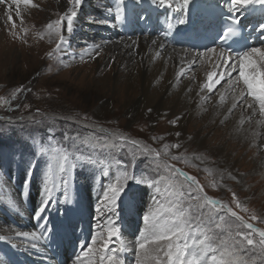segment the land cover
Instances as JSON below:
<instances>
[{"label": "rangeland", "instance_id": "374dc122", "mask_svg": "<svg viewBox=\"0 0 264 264\" xmlns=\"http://www.w3.org/2000/svg\"><path fill=\"white\" fill-rule=\"evenodd\" d=\"M47 1V7L40 6L38 0L33 1L32 5H27L31 6V11L37 15H31L30 20L29 11L26 13H29L27 16L25 14L20 17V15L17 16L16 8V14L11 15L12 22H9L5 16L0 23V198L2 193L8 189L6 185L12 187L14 184H19V192L23 186L25 189L23 188L22 194L27 196L36 182L40 191L46 181L50 188L55 180L54 164L58 163L59 156L66 153L70 158L68 162L76 171L77 177L88 169L87 165L92 164L100 166L98 170H96L98 167L95 168L101 177L98 179L99 184L102 183V178L107 184L112 183L116 176L124 172L133 175L141 183L130 181L122 196L128 199L127 205L131 202L134 204L139 198L138 210H134L131 214L138 219L141 217L143 219L151 211L146 207L149 197L154 194L153 198H159L156 193L157 187L163 190L169 184L170 178L174 182L183 181V177L172 175V172L165 167L168 165L171 169H180L188 176L195 178L203 189V195L220 201L221 205H227L245 221L253 224L257 229L264 230V181L257 185L256 180L245 181L243 179L254 174L251 173L253 172L251 167H247L244 161L249 154L245 153L240 157L235 150L234 158L238 160L237 168L241 178L227 171H223L222 175L212 167L213 157H209L210 155L203 151H198L193 145H188L187 141L183 142L182 146L179 145L177 149H173L166 142L168 129L162 128L161 124L165 120L162 119L163 117L158 118L153 125H146L144 118L132 123L127 122L123 115L124 110L114 107L112 97L116 93L104 95V92H99L93 86L87 85L90 76L96 74L97 77L101 76L109 70L112 64L108 60L112 55L106 52L109 45L107 40L100 41L98 54L89 53L92 51L89 48L90 45L98 37L93 34L95 31L100 33L103 27H91L90 23L89 25L84 23L90 21V17L91 21L93 20L92 17L101 5H97L95 0L87 2L80 21V25H84L82 31L75 37L74 43L77 41L78 44L74 51V45L63 50V43L62 47L57 49L59 37L48 28L50 23L63 18L61 29L63 34L68 12L75 6L74 3L67 0L69 3L67 10L62 11L58 8L60 11H57L55 0ZM22 5L26 6L24 4L19 6ZM106 38L112 37L108 34ZM63 42H66V39ZM77 51L82 52L78 54ZM103 101H109L111 107L109 112L100 118L95 112ZM88 123L94 126V130L88 128ZM189 126L187 131L191 133ZM200 134L211 136L203 128ZM93 138L101 145L88 143L89 139L93 142ZM133 141L135 143H132ZM225 142L228 141H222L224 144ZM106 143L115 145V150H111ZM165 145L169 147L166 149ZM258 152L259 157L258 155L256 157L262 160L264 150L259 148ZM173 156L180 157V159L173 160L171 158ZM41 162L45 163L44 167ZM40 170L49 172V175L40 173ZM105 172H107L106 176ZM62 180L67 181L66 184L61 181V191H65L69 182L68 179ZM78 183L82 186L80 179ZM30 184L31 186L26 189ZM138 190L142 193L147 190L149 195L146 194V199L140 197V194H137ZM96 191L91 188L90 195L92 193L95 195ZM80 192L85 198L88 195L87 191ZM233 193L242 205L249 209L248 212L236 208L232 198ZM7 194L11 197L10 202L16 203L19 197L14 192L8 191ZM31 197L32 203L36 204L34 207L38 208L42 197L35 194ZM33 197L38 198L39 201L37 202ZM62 200L61 196L60 201ZM2 202L4 201L0 199L2 207L7 211L8 205ZM88 203L93 204L92 201ZM95 205H97L96 202ZM50 206H53V203L48 204L47 213ZM210 207L205 204V208L200 211L206 213ZM253 211L258 217L256 220L251 219ZM190 212L192 215L196 214L195 210L190 209ZM0 214L8 219L11 218L8 214ZM212 214L214 220L211 221V230L209 231V225L206 223L202 225V231L195 233L194 236L196 241L204 239L205 235L212 237L205 241L214 250L205 257L208 264H264V253H261L259 248L248 246L245 242L244 249L240 250L238 245L234 248L228 239L227 226L232 225L234 235L236 225L240 223L235 217L223 208L219 211L213 209ZM221 217L224 219L221 220ZM57 220H59V215H57ZM4 223L0 222L2 230L9 226L8 223L7 225ZM216 223H221L224 227L217 228ZM143 228L144 226L141 231ZM239 230L250 232L246 228ZM253 235L258 243L259 235ZM1 236H5L7 240L11 239L8 238L11 236ZM236 239L240 238L236 237ZM12 240L16 242L14 237ZM102 243L103 241L99 246L93 245L91 240L92 246L89 244L88 247L94 249L93 257H98L95 250L101 248ZM134 244L137 247V243L134 242ZM212 255L217 257L216 261H212ZM134 256L132 257L135 258ZM0 259L5 260L1 255Z\"/></svg>", "mask_w": 264, "mask_h": 264}, {"label": "bare ground", "instance_id": "6f19581e", "mask_svg": "<svg viewBox=\"0 0 264 264\" xmlns=\"http://www.w3.org/2000/svg\"><path fill=\"white\" fill-rule=\"evenodd\" d=\"M33 1L36 2V0ZM33 1L32 3H34ZM38 1H40L38 3L40 6L47 7V0ZM88 1L83 0L80 7L74 6L68 12L70 15L71 11L75 10L77 16L73 19L72 32L68 33L64 29L65 43L70 46L74 45L73 50L76 51L75 47L78 42L74 43L75 37L82 31L84 24L90 23L91 27H103L100 33L95 31L93 34V36H98L97 38L100 40H96L97 38L93 40L94 42L89 47L92 51L89 53L98 54L100 41L107 40L109 45L106 52L112 55V57L109 55L110 58L108 59L112 64H110L109 70L101 76L97 77V74L90 76L87 85L89 87L93 86L99 92H104V95L112 94V92L116 93L112 97L114 107L124 110V118L129 123L144 118L146 125H153L158 118L163 117L162 119L165 120L161 124L162 128L168 129L166 142L172 147V145L177 144L182 146L183 142L187 141L188 145H193L198 151H203L205 154L210 155L209 157H213L214 160L211 161V165L220 174L227 171L237 178L240 177L237 168L238 160L234 158V153L236 150L240 157L248 153L249 156L245 157L244 161L247 167H251L253 171L251 173L254 174L243 179L245 181L256 180L257 185L264 181V156L262 160L258 158L259 148L262 151L264 150V123H260L264 117L260 116L258 103L255 105V113H253L252 108H248L240 101H236L237 107L233 109L234 93L231 88L227 87L228 77L222 80L212 92L203 88V85L207 83L208 72H220L223 69L219 67L212 68L215 54L206 63L201 64L199 62L200 56L197 53L206 50V48L193 50L187 45V41L190 39L188 31L190 26H188V23H197L196 33L205 24L206 16L202 10V5L209 1H216V3H221L228 9L229 0H191L187 7H185L183 0H166L164 5H161L159 0H123L121 7L124 10V15L120 22L115 19L119 0H95L94 2L97 5H101L99 10L95 12L92 21L90 17V21L80 25L81 15ZM55 2L57 11H66L69 6L67 0H55ZM195 4H198V8L195 7ZM17 7H20V17L28 11L30 14L28 13L29 15L26 14V16L28 15L29 20L32 19L31 15L37 16L35 12L31 11V6H15L12 0H5L4 3H0V23L5 16L8 19L9 14H16ZM186 9L188 12H185ZM181 19L185 20L182 24L179 23ZM164 22L168 23L169 27L173 29L174 37L163 29ZM140 24H142L141 28L144 33L141 36L137 35L136 32L128 35L122 29L126 25L133 29L139 27ZM65 28L67 29V24ZM151 28H155L153 35L149 33ZM91 31H94V29H91ZM108 34L112 38H106ZM172 39L180 43L175 44ZM89 44L87 45L89 46ZM63 48L66 49L65 45H63ZM256 48L264 49V46L261 42H258ZM81 52L77 51L78 54ZM227 55L229 54L226 53ZM190 61L191 63H189ZM178 72L180 73L179 77L177 76ZM235 75L236 73H232L233 77ZM239 87H242V84ZM218 93H223L225 97L223 102L220 100ZM248 99L251 98L248 97ZM110 107L109 101H103L95 112L96 116L103 118L109 112ZM173 121H176V123L173 124ZM88 126L90 130H94V126H90V123H88ZM188 126L191 133L187 131ZM202 128L211 136L201 135ZM93 140L92 142L89 139L88 143L101 145L96 142V139L93 138ZM222 141L228 142L224 144ZM106 144L111 150H115V145L113 146L112 143ZM177 148L173 147V149ZM257 155L258 157H256ZM68 165L66 173H60L57 166L59 181L50 187L52 189L50 203H53V206H50L48 213L47 206L39 219L37 218V211L46 198L45 185H42L40 191L36 182L32 186L29 196L22 194V191L24 192L23 186H21L19 192V184L11 188L6 185L8 189L5 193H2L0 199L10 204L11 197L7 194L8 191L14 192L19 198L16 203L10 204V211L7 212L11 216L10 219L0 214V222L9 225L5 230L0 228V236H11L8 237L11 238L10 240H7L5 236H3L5 237L4 240H0V255L5 259H0V264H53V261L47 255V251H45L42 238L33 240L31 236H17L16 233H36L39 237L45 222L50 228L53 223L64 220L63 226H75L79 230H87L91 240L94 236L97 237L98 246L103 239L107 238L105 225H108L111 221L112 225L119 228L120 232L119 238H113L109 242V248L115 251L117 258L121 259L124 264H135V258L132 257L134 251H136L134 242L136 243L137 239L140 238L139 233L143 227V219L141 215V218H136L131 212L138 210L137 202L139 198L134 204L130 201L131 204L127 205L128 199L121 196L117 205L113 207L103 199L108 184L103 178L102 183L99 184L98 179L101 177L96 172L100 168L99 165H87V171L85 170L78 175L82 186H79L76 171L71 168L69 162ZM95 168L97 169L95 170ZM260 172L261 174H259ZM62 179H68L69 182L67 190L64 192H61ZM91 188L97 190L95 195L92 192L90 195ZM80 191H87L86 198ZM151 192L154 193L152 190ZM138 193L140 197L145 199L146 194L149 195L147 190L144 193L138 190ZM32 194L42 197L38 208L34 207L36 204L32 203ZM61 196L63 199L69 198L70 208L68 211L58 207ZM152 196L154 194L149 197L146 204L149 211L155 210V202L158 199ZM33 198L37 202L39 201L38 198ZM91 201L93 204L88 203ZM95 202L97 205H95ZM93 207L95 210H93ZM57 215H59V220H57ZM39 224L41 226L36 227ZM13 237L20 244L13 242ZM121 241H123L125 249L123 252L119 251ZM3 247L8 248V254L4 252ZM82 254L79 257L84 260V264H87V260L83 258ZM107 254L111 255L112 252ZM93 259L98 261L99 257H93ZM76 260L77 258L74 263L72 261L69 264H76Z\"/></svg>", "mask_w": 264, "mask_h": 264}, {"label": "snow or ice", "instance_id": "6c2138e0", "mask_svg": "<svg viewBox=\"0 0 264 264\" xmlns=\"http://www.w3.org/2000/svg\"><path fill=\"white\" fill-rule=\"evenodd\" d=\"M5 0H0V3H4ZM191 0H183L185 7L189 5ZM12 3L19 6L32 5V0H12ZM70 3H74L75 7H80L83 0H70ZM161 5L166 3V0H159ZM123 0H119L117 5L115 19L117 22L122 21L124 10L121 7ZM250 5H264V0H229L228 11L232 14L229 17L230 26L225 30L224 36L229 37L235 34V26L239 24L238 13L247 8ZM34 6V5H33ZM19 7H17V16H19ZM77 16L75 10L71 11L67 16V29L68 33L73 30V19ZM9 22H12L13 18L8 15ZM62 21L56 20L48 25L49 29H52L54 34L59 37L61 43L64 41L62 34ZM185 20L181 19L179 23H184ZM261 29H264V25H261ZM155 43V41H154ZM60 44H57V49L60 48ZM200 56V63L204 64L215 54V61L212 63V68L223 69L220 72L210 71L207 73V83L203 85L209 92H212L217 85L221 83L226 77H228L227 87L231 88L233 95L232 108L237 107L236 101H240L248 108H252L255 113V105H259V113L261 117H264V49L251 48L246 52L233 56L231 54L226 56L225 50L217 48H209L197 53ZM191 63V61L189 62ZM232 73H236L233 77ZM180 73H177L179 77ZM242 84V87L239 85ZM236 87H233V86ZM220 100L223 102L225 97L223 93H218ZM250 97L251 99H248ZM176 121H173L175 124ZM264 123V119L260 121ZM132 143H135L134 141ZM122 146V145H121ZM169 146L165 145L167 149ZM172 147H179V145H172ZM159 155V153H157ZM173 160L180 159V157L173 156ZM69 156L63 154L58 157V170L60 173H66ZM165 167L172 172L173 176L183 177L182 182H174L169 180V184L161 190L157 187L156 191L159 198L155 202V210L150 211L143 217V231L139 233V240L136 242L135 252V264H208L205 257L209 252L214 251L210 245L205 241L212 239L211 236L205 235L204 239L196 241L194 239L195 233L202 231V225L206 223L209 225V231L211 230V221L214 220L212 210L219 211L221 208L226 210L232 217H235L240 223L236 225V230L233 235L232 225H228V239L235 248L239 246L240 250H243L246 245L257 247L261 253H264V230L257 229L253 224L248 223L239 216L236 211L227 205H221L220 201L214 200L206 195H203V189L200 187L195 178L188 176L180 169H171L170 166ZM107 175V172L104 173ZM130 181L140 184L133 175L127 172L122 173L115 177L114 182L107 185L106 191H104L103 199L105 202L115 207L119 198L124 194L127 185ZM63 183H67L66 180H62ZM44 191L46 198L43 200L41 208L37 211V218H41L45 208L50 203L52 189L48 187V182H45ZM195 193V194H193ZM233 202L236 208L241 211L248 212L249 209L244 207L239 201L235 193H233ZM195 201V203H193ZM205 204L211 207L207 209V212L200 211L205 208ZM191 210H195L196 214L192 215ZM258 217L253 211L251 213V219L256 220ZM221 220L224 218L221 217ZM217 228H222L224 225L216 223ZM107 228V238L103 239L102 247L96 249V254L99 259H93L94 249L88 247L86 252H83V258L87 260V264H124L121 259L117 258L115 251L109 248V242L113 238H119V228L112 225L109 221ZM240 228L249 229L250 232H241ZM51 230L47 227V224L43 225V230L38 237L36 233H20L17 232V236L28 237L31 236L33 240L38 238H47L48 233ZM258 234L260 237L259 242L255 241L254 235ZM239 237L240 239H236ZM5 237L0 236V240H4ZM97 237L92 238V244H97ZM119 251H125L123 241H121V247ZM112 252L111 255L107 253ZM212 261H216L217 257L212 255ZM76 264H84V260L81 257H77Z\"/></svg>", "mask_w": 264, "mask_h": 264}]
</instances>
